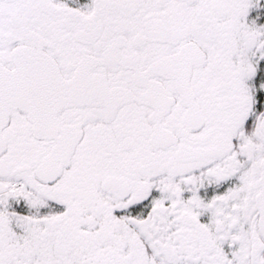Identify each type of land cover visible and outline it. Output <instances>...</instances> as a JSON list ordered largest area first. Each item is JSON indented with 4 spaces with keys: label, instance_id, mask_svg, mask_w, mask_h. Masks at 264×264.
<instances>
[{
    "label": "snow or ice",
    "instance_id": "obj_1",
    "mask_svg": "<svg viewBox=\"0 0 264 264\" xmlns=\"http://www.w3.org/2000/svg\"><path fill=\"white\" fill-rule=\"evenodd\" d=\"M0 264H264V0H0Z\"/></svg>",
    "mask_w": 264,
    "mask_h": 264
}]
</instances>
